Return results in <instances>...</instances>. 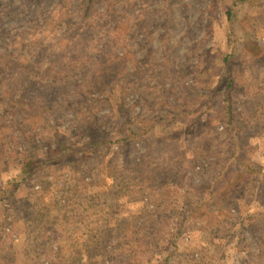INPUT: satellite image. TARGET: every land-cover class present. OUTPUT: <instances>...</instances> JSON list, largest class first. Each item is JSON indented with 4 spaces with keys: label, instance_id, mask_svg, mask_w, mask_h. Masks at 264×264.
<instances>
[{
    "label": "rangeland",
    "instance_id": "374dc122",
    "mask_svg": "<svg viewBox=\"0 0 264 264\" xmlns=\"http://www.w3.org/2000/svg\"><path fill=\"white\" fill-rule=\"evenodd\" d=\"M66 1L0 0V264H264V0Z\"/></svg>",
    "mask_w": 264,
    "mask_h": 264
},
{
    "label": "trees",
    "instance_id": "16d2710c",
    "mask_svg": "<svg viewBox=\"0 0 264 264\" xmlns=\"http://www.w3.org/2000/svg\"><path fill=\"white\" fill-rule=\"evenodd\" d=\"M94 0H80L79 5L77 6L78 11L84 12L85 10H90L91 9V5L93 3ZM66 0H64V2L61 4L60 7H62L64 4H66ZM117 2V1H116ZM120 2V0H119ZM117 2V3H119ZM9 2L6 4L4 11H6V14H11L14 9L11 11H9ZM80 12V13H81ZM225 15H226V19H227V23H231L232 22V15H233V9L230 8L227 11H225ZM59 16V15H58ZM51 27V31L53 30L54 33H56L57 30H59L60 28L64 29V31H68L69 27L71 26V24H48ZM103 25V24H102ZM107 25V24H105ZM33 27H39V24H31V28ZM110 27V24H108V29ZM114 27V26H113ZM122 26H120L121 28ZM59 28V29H58ZM116 28V27H115ZM119 28V27H117ZM74 30V28H73ZM224 33H225V50L223 51V53H221L220 58H219V77H218V83L216 86H214L213 88L210 87V90L206 88V92H211V94L207 97L208 99H206V101H208L209 103H216V105L219 106V110L218 112L216 111L215 113H210L208 118H206V120L204 121H208L210 122V118H215L218 120H223L226 123H228V126L230 125V132H231V138H232V143H233V157L235 158V156L237 155L238 151H239V144H238V138H237V132H235V128L232 126L233 125V117H232V102H233V87H234V81H235V76H236V71H235V57L233 56V51H234V41H235V37H234V32L233 29L231 28V24H226L225 28H224ZM67 32H63L61 35L64 36L66 35ZM0 35H7L6 31H3L0 28ZM67 36V35H66ZM66 36H64L63 38L59 37H54L53 39L57 40L56 42L58 44L64 43L65 47L69 46V44L71 43V37L67 38ZM81 36V35H79ZM249 44V40L246 41L245 46L248 49V51L250 52V54L257 58L260 56H264V50L263 51H255L252 50L251 48V44L250 46H248ZM254 47H256V45H254ZM256 49L258 50V48L256 47ZM5 55V54H3ZM8 56V55H5ZM17 64V62H16ZM12 69L13 71H15L17 69L16 65H12V62L10 60H6V59H2L0 60V72L4 71V70H9ZM201 95H205V94H201ZM201 97V96H200ZM215 100V101H214ZM219 102V103H218ZM201 121V120H200ZM152 127L148 125L147 128ZM237 161V160H236ZM33 168V162L32 161H26L23 162L22 166H21V172L24 173V177H27L29 175V173L32 171Z\"/></svg>",
    "mask_w": 264,
    "mask_h": 264
}]
</instances>
